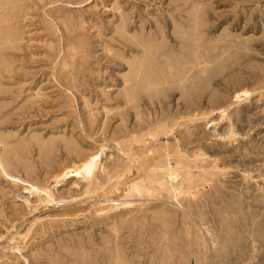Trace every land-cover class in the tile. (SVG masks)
I'll return each mask as SVG.
<instances>
[{
	"label": "rangeland",
	"instance_id": "rangeland-1",
	"mask_svg": "<svg viewBox=\"0 0 264 264\" xmlns=\"http://www.w3.org/2000/svg\"><path fill=\"white\" fill-rule=\"evenodd\" d=\"M263 77L264 0H0V264H264Z\"/></svg>",
	"mask_w": 264,
	"mask_h": 264
},
{
	"label": "bare ground",
	"instance_id": "bare-ground-1",
	"mask_svg": "<svg viewBox=\"0 0 264 264\" xmlns=\"http://www.w3.org/2000/svg\"><path fill=\"white\" fill-rule=\"evenodd\" d=\"M254 38V37H253ZM235 63V62H234ZM207 71V70H205ZM208 72V71H207ZM264 78V77H263ZM243 88V87H242ZM246 93L250 94V91H245ZM259 92V91H258ZM102 157V153H96V154H92L91 156L89 155V157L84 160L82 162L81 165L75 167L74 169L70 170L71 172L68 173L66 172V174H62L59 177H57V184L60 183V181L62 179H65L67 176H76V177H83L87 180H93L96 174V170H98V166L100 163ZM3 159L0 158V167L5 170L4 164L2 162ZM176 172V171H175ZM8 174V173H7ZM9 175V174H8ZM10 176V175H9ZM173 176H175L174 174H172V178ZM12 177V176H11ZM14 178V177H12ZM68 178V177H67ZM15 180L19 181V178H14ZM172 180V179H171ZM63 181V180H62ZM56 184V183H55ZM164 185V184H163ZM32 188H36L35 185L32 184ZM44 192L46 193L47 196V200L51 201L53 199V193L50 190V188L48 189H44ZM53 201V200H52ZM178 202V201H177ZM95 245V244H94ZM66 248V247H65ZM75 250V249H74ZM63 257V256H62Z\"/></svg>",
	"mask_w": 264,
	"mask_h": 264
}]
</instances>
